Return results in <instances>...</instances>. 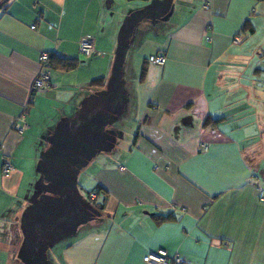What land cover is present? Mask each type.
I'll return each instance as SVG.
<instances>
[{
    "label": "crops",
    "instance_id": "1",
    "mask_svg": "<svg viewBox=\"0 0 264 264\" xmlns=\"http://www.w3.org/2000/svg\"><path fill=\"white\" fill-rule=\"evenodd\" d=\"M179 3L171 26L133 31L128 49L139 76L131 94L125 89L121 114L129 108L132 143L119 162L96 168L90 191L104 197L100 216L47 257L51 264H145L143 256L156 250L186 264H264V202L257 197L264 190V0ZM113 6L9 0L0 8V264L20 263V215L40 193L38 161L47 143L29 139L30 121L44 103L59 107L57 118H70L99 90L92 80L106 83L132 10L118 14ZM85 37L96 43L88 58L78 51ZM42 52L80 63L72 71L51 68V87L30 98ZM151 55L164 64L148 63ZM20 115L22 135L12 131ZM208 119L216 123L205 127ZM3 159L13 166L8 177ZM167 216L172 220L158 221Z\"/></svg>",
    "mask_w": 264,
    "mask_h": 264
},
{
    "label": "water",
    "instance_id": "2",
    "mask_svg": "<svg viewBox=\"0 0 264 264\" xmlns=\"http://www.w3.org/2000/svg\"><path fill=\"white\" fill-rule=\"evenodd\" d=\"M171 4L172 0H154L125 17L104 88L87 96L77 112L60 119L47 136L38 162L40 193L19 219L22 241L17 260L21 264H51L47 258L50 248L100 216L79 193L77 175L98 153L109 152L115 145V133L107 126L123 113L126 104L122 68L134 27L142 20L161 18Z\"/></svg>",
    "mask_w": 264,
    "mask_h": 264
},
{
    "label": "rangeland",
    "instance_id": "3",
    "mask_svg": "<svg viewBox=\"0 0 264 264\" xmlns=\"http://www.w3.org/2000/svg\"><path fill=\"white\" fill-rule=\"evenodd\" d=\"M114 6L113 11H116L118 14H122L125 11H128L132 9L129 14L133 11L142 9L147 4L154 0H135L127 3L126 0H113ZM181 0H172V4L170 6V9L168 12L162 16L161 18L157 20H142L139 23L136 24L134 27V33L137 30H140L145 27H162L164 25L171 26L175 21H179V11L182 8V4L179 3ZM188 1V0H186ZM128 14V15H129ZM131 48L126 50L124 62H123V68H122V78L126 85L125 89L128 90V93L131 94L133 88L137 82L139 73L137 72L136 62L131 56ZM132 68V69H131ZM129 111V108H125V114L117 117L111 124L107 126V128H111L116 137L115 145L111 152H100L98 153L83 169H81L77 175V188L79 193L87 199L88 192L92 189V175L95 173V170L97 167L101 165V163L105 164H111L113 162H119L121 158L123 157V154L125 153L126 149H128L132 143V134L134 131V127L129 119L126 118L127 113ZM39 114L41 116H33V119L30 121L32 122L33 126L31 131L28 134L29 139L32 142H36V144L39 143H46V138L48 135H46L49 132V129H52L55 127L56 123L59 121L57 118L59 117V107L58 106H51L46 107V104H42L40 106ZM36 115V114H35ZM43 130V132H42ZM39 140V141H38ZM42 148V147H41ZM24 149H28V146H26ZM28 151V150H27ZM27 151H24V153H27ZM106 156H110L111 159H104ZM114 156V157H113ZM39 162V161H38ZM98 219V217H95L92 221H89L88 223L81 225L77 228L76 234H80L81 229L90 223H93ZM73 239V236L68 237L57 244H55L52 248H50L47 251V257L52 261L55 255H58L60 250L64 245H66L69 241ZM19 263V262H18ZM54 263V261H53ZM21 264V263H19Z\"/></svg>",
    "mask_w": 264,
    "mask_h": 264
},
{
    "label": "built area",
    "instance_id": "4",
    "mask_svg": "<svg viewBox=\"0 0 264 264\" xmlns=\"http://www.w3.org/2000/svg\"><path fill=\"white\" fill-rule=\"evenodd\" d=\"M207 9L208 6H205ZM211 27L206 26V31H210ZM244 39V34H238L236 35L233 40V45H239ZM207 41H210V38H206ZM96 43L93 38L91 37H85L82 38L78 42V51L79 53L84 57L88 58L95 50ZM148 63L155 64V65H163L165 62V58L163 56H157V55H151L147 58ZM37 62L39 65V73L32 81V84L29 88L30 98L33 96L44 93L46 90H48L51 87L50 82V62H49V53L48 52H42L38 58ZM27 125L24 119L23 115H20L19 117L14 119V122L12 124V131H14L18 135H22L24 131L26 130ZM203 150H206L204 147ZM13 171L12 164L7 160H2L1 165V174L3 177H8L10 173ZM257 197L260 201L264 202V190L261 188H257ZM99 196L95 192H90L88 194L89 201L95 202ZM143 262L145 264H186V260L174 255V256H168L166 251L164 250H156L147 252L143 258Z\"/></svg>",
    "mask_w": 264,
    "mask_h": 264
},
{
    "label": "trees",
    "instance_id": "5",
    "mask_svg": "<svg viewBox=\"0 0 264 264\" xmlns=\"http://www.w3.org/2000/svg\"><path fill=\"white\" fill-rule=\"evenodd\" d=\"M8 1L9 0H0V8L4 5H6V3ZM49 62H50V68H52V69L58 68V69L63 70V71H72V70L76 69L78 64L80 63L78 60H74V59H62V58H55L54 59L51 54H49ZM144 72H145V70H144V68H142L140 71V80L142 79ZM90 84L94 87L99 88V90L103 89L105 86L104 79H102V78L92 80ZM213 123H216V121H210L208 119V120H205L204 126L207 127L208 125L213 124ZM90 192H95L98 196L101 195L97 189L89 191L88 194ZM88 194H87V200L89 201ZM89 202L95 209H97L99 212H101V210H102L101 206L103 205L104 197L102 198L99 196V198L95 202H92V201H89ZM170 220H172V218L169 216L164 217V218L158 217V221H170Z\"/></svg>",
    "mask_w": 264,
    "mask_h": 264
}]
</instances>
